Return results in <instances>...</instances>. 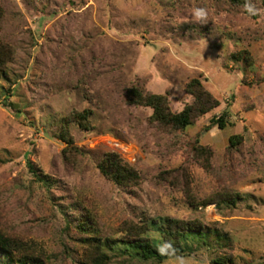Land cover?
Masks as SVG:
<instances>
[{
	"label": "rangeland",
	"instance_id": "obj_1",
	"mask_svg": "<svg viewBox=\"0 0 264 264\" xmlns=\"http://www.w3.org/2000/svg\"><path fill=\"white\" fill-rule=\"evenodd\" d=\"M251 3L256 15L245 0H0L14 54L0 81V231L41 264H85L91 235L123 240L126 223L148 221L162 249L166 217L197 220L222 243L158 264H264V0ZM198 7L206 23L194 20ZM194 78L219 105L183 129L129 101L135 85L181 111ZM83 110L87 128L65 123ZM222 113L226 126L208 128ZM66 126L72 144L60 138ZM109 152L139 172L137 185L101 174ZM0 264L17 263L0 251Z\"/></svg>",
	"mask_w": 264,
	"mask_h": 264
},
{
	"label": "trees",
	"instance_id": "obj_2",
	"mask_svg": "<svg viewBox=\"0 0 264 264\" xmlns=\"http://www.w3.org/2000/svg\"><path fill=\"white\" fill-rule=\"evenodd\" d=\"M232 1L242 2L244 0ZM1 17L2 9L0 7V21ZM13 55V50L10 45L3 42L0 37V81H9L7 65L13 61ZM186 90L193 96V101L191 104L185 105L178 112L171 110L167 99L168 97L164 94L145 92L135 85L129 87L127 92L131 104L143 105L152 109L151 121L157 122L162 127L183 129L187 125H190L197 116L203 115L219 105V101L209 91L203 88L198 78L191 79L186 84ZM9 91L10 88H6L5 94H8L7 92ZM5 100L6 98H4ZM87 113L88 110L72 112L65 123L67 124V121H74L80 127L87 128ZM224 113L216 118L212 117L207 127L218 126L219 128H224L227 124ZM60 135L63 141L72 144V140L68 135L67 126L61 130ZM238 138V136H232L230 138L231 147L238 143ZM197 151L206 159L211 154L209 149L202 146ZM0 162H2L1 159ZM28 165L35 176L38 178L42 177L36 172L31 162ZM98 169L103 176L121 186L137 185L140 180L139 172L125 162L118 153H106L98 163ZM227 197H225L224 202L235 203L233 197ZM126 225L124 229L128 233L123 240L94 237L93 235L89 236L90 242L87 241V243L91 249L86 250V256L83 262L85 264H109L113 258L122 257L123 259L129 260L152 261L154 264H158L167 255H187L205 246H211V238L222 243L220 241L222 238L217 232L215 236L212 235L208 231L209 226L197 220L180 221L166 217L164 223L159 225V234L163 243L162 249L159 248L156 240L154 241L146 235L151 227L148 221L141 224L126 223ZM79 228L81 231L92 234L86 221H82L79 224ZM0 251L6 256L8 261H15L17 264H41V261L37 257L26 252V245L24 243H20L4 235L1 231ZM213 263L231 264V259L220 257L214 259Z\"/></svg>",
	"mask_w": 264,
	"mask_h": 264
},
{
	"label": "clouds",
	"instance_id": "obj_3",
	"mask_svg": "<svg viewBox=\"0 0 264 264\" xmlns=\"http://www.w3.org/2000/svg\"><path fill=\"white\" fill-rule=\"evenodd\" d=\"M244 10L249 15H256L257 14V9H256L255 5L251 3V0H245ZM192 16H193L194 20L198 23H206L208 21L207 20V11L204 8L198 7V8L193 9ZM175 23H179V21H177Z\"/></svg>",
	"mask_w": 264,
	"mask_h": 264
}]
</instances>
